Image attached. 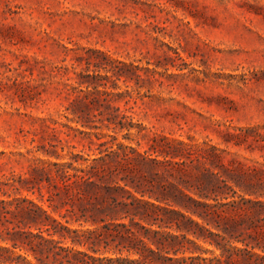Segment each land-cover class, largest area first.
Instances as JSON below:
<instances>
[{
  "label": "rangeland",
  "instance_id": "rangeland-1",
  "mask_svg": "<svg viewBox=\"0 0 264 264\" xmlns=\"http://www.w3.org/2000/svg\"><path fill=\"white\" fill-rule=\"evenodd\" d=\"M93 165L139 199L207 203L206 235L243 218L234 233L249 239L247 208L264 201V0H0V180L80 228L90 203L62 179ZM140 222L178 235L177 254L160 252L183 264L245 263Z\"/></svg>",
  "mask_w": 264,
  "mask_h": 264
},
{
  "label": "trees",
  "instance_id": "trees-1",
  "mask_svg": "<svg viewBox=\"0 0 264 264\" xmlns=\"http://www.w3.org/2000/svg\"><path fill=\"white\" fill-rule=\"evenodd\" d=\"M76 82L78 85L83 83L79 79ZM72 102L75 108L84 112L83 115H78L72 108L77 118L79 120L87 118L85 109L89 108V104L81 98H75ZM106 120L115 127H124L121 121H116L115 116H108ZM79 171L80 173L65 175L62 184L67 191L74 189L80 196L81 203L84 200L90 203L88 207L81 204L80 214L75 213L73 222H78L80 228L70 227L68 225L70 221L63 223L28 197L11 195L7 187H12L13 190L20 187L0 180V264L184 263V258L169 257L160 252L161 249L170 248L177 254L180 249L174 247V243L178 240V235H169L168 239H161L158 237V230L142 225L140 221L147 225L171 226L193 245H196V242L188 239L189 234L195 240L204 241H207L209 236L208 242L220 248V254L226 260L232 259L236 254L243 257L244 264H264V232L258 229L259 226L254 221L261 215L264 218V201H251L250 207L247 208L251 219L248 227L249 239L240 237V234L235 235L234 232L239 230L245 220L234 216L225 218L222 227L216 225L221 228L223 235L211 231L210 235H206L205 231L208 229L205 224L210 221L204 214L205 209L202 208H206L207 203L185 194L173 197L172 201L163 196L154 197L155 202L142 200L124 186L107 184L105 175H101L100 167L93 165L89 170ZM121 192H128L132 200L119 199V196L126 198ZM173 204L179 208H174ZM48 206L54 212H60L57 206L51 203ZM241 208L239 201H232L233 212L238 213ZM59 214L65 217L64 214ZM125 218L129 221L124 222ZM84 224L89 226L84 227ZM215 237H220L221 240ZM234 242L242 246H237Z\"/></svg>",
  "mask_w": 264,
  "mask_h": 264
}]
</instances>
